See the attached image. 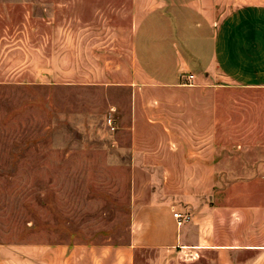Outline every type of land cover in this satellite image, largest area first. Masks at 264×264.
I'll use <instances>...</instances> for the list:
<instances>
[{"label": "crops", "instance_id": "obj_1", "mask_svg": "<svg viewBox=\"0 0 264 264\" xmlns=\"http://www.w3.org/2000/svg\"><path fill=\"white\" fill-rule=\"evenodd\" d=\"M130 12L135 79L113 130L125 157L110 161L127 172L109 175L129 183V238L29 243L19 264H138L143 248L264 264V0H130Z\"/></svg>", "mask_w": 264, "mask_h": 264}, {"label": "rangeland", "instance_id": "obj_2", "mask_svg": "<svg viewBox=\"0 0 264 264\" xmlns=\"http://www.w3.org/2000/svg\"><path fill=\"white\" fill-rule=\"evenodd\" d=\"M130 13V0H0V264H19L34 242L128 240L129 183L109 178L127 172L110 164L125 139L106 117L130 102ZM137 256L190 264L192 254Z\"/></svg>", "mask_w": 264, "mask_h": 264}, {"label": "built area", "instance_id": "obj_3", "mask_svg": "<svg viewBox=\"0 0 264 264\" xmlns=\"http://www.w3.org/2000/svg\"><path fill=\"white\" fill-rule=\"evenodd\" d=\"M190 78H193V75H190ZM112 112H115V109H111V113L107 116L106 123L112 129H116V120L112 115ZM174 217L178 219V225H182L183 222H186L189 219L188 214H181L179 212H174Z\"/></svg>", "mask_w": 264, "mask_h": 264}]
</instances>
